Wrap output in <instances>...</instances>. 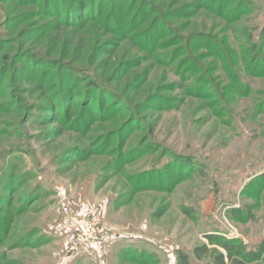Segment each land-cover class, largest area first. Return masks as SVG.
Returning a JSON list of instances; mask_svg holds the SVG:
<instances>
[{
  "label": "rangeland",
  "instance_id": "obj_1",
  "mask_svg": "<svg viewBox=\"0 0 264 264\" xmlns=\"http://www.w3.org/2000/svg\"><path fill=\"white\" fill-rule=\"evenodd\" d=\"M145 1L152 17L179 8L187 15L163 18L166 44L156 55L97 22L75 31L42 18L39 1L0 0V69L8 65L0 82V264H177L179 250L200 264L193 251L206 235L248 249L264 242V186L255 181L264 173V74H250L244 50L259 43L264 0H221L231 4L228 18L209 0ZM18 15L21 23L8 24ZM195 33L229 51L231 72L191 43ZM18 53L47 64H26L19 80ZM69 86L66 118L57 108ZM156 93L173 102L141 108ZM98 99L104 107L114 99L113 110L98 111ZM178 163L184 170L171 189L134 188L135 176H173ZM64 210L105 228L101 253L69 251ZM252 264H264V253Z\"/></svg>",
  "mask_w": 264,
  "mask_h": 264
},
{
  "label": "trees",
  "instance_id": "obj_2",
  "mask_svg": "<svg viewBox=\"0 0 264 264\" xmlns=\"http://www.w3.org/2000/svg\"><path fill=\"white\" fill-rule=\"evenodd\" d=\"M209 1L218 3V15H220V11H222L225 17L228 18L227 15L231 16L229 14V6L231 4H226L225 8L224 3L221 0ZM18 2L20 4L27 5L38 2L37 8H39V15L42 18H50L51 20H55L57 23H59L60 26H67L73 28L75 31L84 28L86 24L89 23H100L105 27V30L110 28L109 33L114 34L117 39L121 37L122 39L129 38V40H134V42L138 44L141 49L148 52V54L150 55H156V49H158V47H163L166 44H162L160 42L162 37H164L161 36L160 32L162 30L166 31L165 20H163V18L170 17L171 15L173 16L174 14L185 17L187 16L185 14V11L179 8L173 10V12L170 14L161 12L152 17L153 9L146 3L145 0H18ZM126 2L128 4H125ZM136 4H138V7ZM223 7L226 10H224ZM235 7L236 8L234 9V12H232L234 14H236L237 12L239 2L236 3ZM107 9L110 10L107 11ZM224 11H226V13ZM22 17L23 16L18 15L13 16V18H8V24L14 22L21 23L20 21ZM110 25L111 27H109ZM43 30L44 27H39L35 30L25 31L23 37L25 39L30 38V36H34L37 32H42ZM259 34V43H254L250 49H244L247 56L251 55L249 59H245V66L250 74L255 76L264 74V27L261 29ZM213 38L214 37L210 35L195 33L191 36V43H193L194 46L200 50H209L210 54L217 61L224 62L223 66L225 67V69L231 72V69H233L231 67L233 62L229 59V51L224 50V48L220 49V46H216L217 44H214L216 43V40ZM4 44L5 41L2 40V42H0V50H3ZM101 48L104 49L103 46L100 47V49ZM186 57H189V55H186ZM17 58L19 63H22L23 67L18 63L17 65H15V67L12 68V72L14 73V77L16 76L19 80H21V78L24 76L26 64L34 67L37 65H40V67H45V65L47 64L46 60H34L33 58H30L28 56V61L27 59L23 61L22 59L24 58V54L22 53H18ZM5 59H8V56H5ZM32 61L35 63L33 64ZM192 62L193 61L190 60L189 65L191 67V73L201 74L202 76V73L204 74L203 69L201 67L199 69V67H197V65L193 64ZM126 65L121 64L119 70L121 71V68ZM7 69L8 65L3 64V67L0 69V82L4 81V79L6 78L5 75ZM42 80L43 79L41 73V76L39 75L38 78L39 83H43ZM232 81L235 82L238 91L242 94V90L245 88V85L238 80L237 76H233ZM200 87L201 85L197 84L196 88L198 90H200ZM71 89L72 88L70 86L66 88L65 95L67 96L62 99L63 101L65 100L64 102H66V100L69 98L68 96L73 95V92L71 93ZM100 99L97 100L98 111L105 112L111 109L113 110V106L115 104L114 99L111 102V106L108 107L102 106ZM82 101L87 102L86 97ZM164 102H166L168 105L172 103L173 100H165L161 97L160 94L156 93L147 97L141 105V108L145 107V109L147 110H157L158 108L159 110L162 109L161 105H163ZM158 105L160 106L157 107ZM51 107L53 110V108H55V105L53 104ZM62 107L64 108L62 109ZM57 109L63 112V116L68 118L67 116L71 111L70 103L66 102L64 106L59 104ZM138 126L139 125H137V127ZM105 147L106 144L102 145L100 147L101 151H106ZM134 151L135 150L131 151V154ZM136 151H142V149ZM118 157L119 159H117V163L119 162V160H121V157H123V155L118 154ZM177 165L179 169L174 173L173 176L171 173L165 174L161 172L160 174L159 171L155 170L135 176L136 181L133 184L134 188L139 190L171 189V186H175L177 184V181L179 180V177H181V174L184 170V166L181 163H178ZM255 181L258 184L259 189L262 188L264 186V173L259 175L258 179ZM166 186L168 187L166 188ZM205 239L208 244L198 246L193 251V258H195L196 261H198L200 264H252L258 262L262 258V255L264 253V242L259 244L255 249H248L243 243L239 241L227 238L224 239L216 234L206 235ZM176 258L177 264H193L188 255L180 250L176 253Z\"/></svg>",
  "mask_w": 264,
  "mask_h": 264
},
{
  "label": "built area",
  "instance_id": "obj_3",
  "mask_svg": "<svg viewBox=\"0 0 264 264\" xmlns=\"http://www.w3.org/2000/svg\"><path fill=\"white\" fill-rule=\"evenodd\" d=\"M64 213L69 216L70 226L73 229L69 251L78 253L83 249H87L95 254L101 253L107 238L105 228L84 216L74 217L69 215L66 210H64Z\"/></svg>",
  "mask_w": 264,
  "mask_h": 264
}]
</instances>
